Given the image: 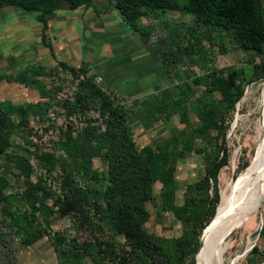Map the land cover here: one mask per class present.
Masks as SVG:
<instances>
[{
  "label": "trees",
  "instance_id": "1",
  "mask_svg": "<svg viewBox=\"0 0 264 264\" xmlns=\"http://www.w3.org/2000/svg\"><path fill=\"white\" fill-rule=\"evenodd\" d=\"M93 1L0 0V10L16 8L37 12L35 19L41 24V44L51 53V46L45 37L48 16L61 7L68 10L81 6L90 7ZM110 2L123 23L142 43L149 42L151 31L148 26L138 25L137 20L156 12L166 10L189 15L194 27L203 29L198 34L193 30L196 36L194 44H189L190 46L179 48L163 39L156 41L155 49L164 73L168 76L171 74V67L180 62V55L189 58L196 54L199 58L202 40L207 41L210 48L214 47V31L226 36L237 50L255 55L264 53V5L261 0ZM195 50H198L197 53ZM59 65L69 72L74 80V88L70 97L56 103L64 111L65 118L85 121L75 134L71 126L67 125L61 140V149L66 159L60 188L63 199L60 201L57 196V201L52 200L50 189H46L38 180L31 182L29 159L9 142L8 135L14 127L27 125L24 109L18 106L12 109L0 107V156L11 164L16 171L15 177L23 183L19 192L5 193L0 188V234L7 232L18 240L19 245L26 247L44 237L55 254L57 264H83L82 253L73 237L62 233H49L47 230L54 215L63 218L70 212H80L76 199L67 196L73 176L79 175L96 185L90 192L93 214L112 236L122 237L134 255L142 254L151 264H196L200 253L199 243L213 217L201 227L203 229L197 251V238L191 242L188 230L206 205L210 214L218 205L217 175L222 167L229 164V154L224 146L228 129L226 106H232L240 98L247 83L244 73L235 69L210 70L200 76H193L190 80L170 83L165 87L155 83L153 95L138 100L128 114L122 99L95 85L93 76H87L84 68H70L61 62ZM30 69V75L20 76L15 81L24 86L35 84V77L41 72L39 68ZM254 69L256 79L263 81L264 63L254 66ZM1 79L0 76V81ZM208 94H216L217 100H207ZM40 97L44 99L46 96ZM182 108L186 113L198 117L192 128V139L184 141L172 132L154 146L156 153L149 152L147 147L137 148L132 139L133 122H139L147 129L152 116L157 115L167 120ZM93 111L96 112V118L90 116ZM12 114L18 118L15 124ZM194 151L201 155L202 175L193 182L182 184L175 179L176 164L179 157ZM92 158H98L103 163L102 171L92 167ZM247 164L248 161L239 167V171ZM155 183L160 185L161 211L172 213L183 226L182 234L168 244L152 240L143 228L149 217L146 203L153 198ZM178 190L183 195L180 205L174 203L175 192ZM47 200L52 201L53 207H56L54 210L46 204ZM78 222L82 226L86 225L84 220L79 219Z\"/></svg>",
  "mask_w": 264,
  "mask_h": 264
},
{
  "label": "rangeland",
  "instance_id": "2",
  "mask_svg": "<svg viewBox=\"0 0 264 264\" xmlns=\"http://www.w3.org/2000/svg\"><path fill=\"white\" fill-rule=\"evenodd\" d=\"M94 2L96 6L97 3ZM261 2L264 5V0ZM13 13L30 17L38 14L16 8H5L0 10V18L5 19ZM70 14L63 8L61 17L48 16L54 28L61 24L59 27L56 26V29H61L64 35V38L58 36L52 42L49 38L46 39L51 46L52 55H49L41 44L38 46V51H35L31 41H28L25 48L19 47V43L10 47L4 43L3 47H0V51L5 52L0 61L2 77L0 107L6 109L21 107L27 116L26 127H14L8 135L9 142L29 159L31 182L38 180L46 189H50L52 200L57 196L60 201L63 199V191H60L62 169L66 160L61 149L63 134L67 125L71 126L75 134L85 123L83 119L65 118L64 111L56 103L65 97H70L74 88V80L69 72L59 65L60 62L70 68H84L86 75H92L94 80L100 78L97 86L106 92L118 95L128 114L138 100L153 95L155 83L165 87L170 83L190 80L193 76H200L210 70L235 69L244 73L247 83L242 89L240 98L232 106H226L225 119L228 129L224 146L229 154V164L227 162L228 165L222 167L217 175L216 188L217 191L219 188V202L217 200L216 211L214 208L210 214V209L206 205L188 230V238L191 242L197 238V251L203 229L201 227L213 217L200 241L201 254L199 258L197 257L200 264L209 227L217 220L218 211L225 202L220 192L237 176L251 168L259 151L254 138L255 127L259 122L262 123L264 118V83H262L264 80L256 79L254 66L264 63V53L255 55L252 52L237 50L226 36L214 31L212 32V36L216 39L214 47L210 48L207 41L202 40L199 58L196 54L189 58L180 55V62L171 67V74L168 76L162 68L155 43L158 39H163L179 48L193 45L196 36L193 30L195 29L198 34L203 32V29L194 27L191 16L165 10L140 17L137 20L138 25L148 26L151 31L149 42L140 43L133 33L135 39L124 38L116 25L113 27L110 23L109 25L101 23L99 19L83 23L81 17L73 18ZM118 18L121 20L120 17ZM117 37L122 39L121 43L115 42L114 39ZM197 51L195 50L196 53ZM36 52L38 53L34 61H30L31 54ZM16 66L25 68L17 71ZM30 68H39L41 72L35 77L36 83L28 86L17 83L16 78L31 74ZM56 88L60 89L56 90ZM40 96L46 97L41 99ZM206 98L215 101L218 96L208 94ZM90 116L96 118V112H91ZM11 118L14 124L18 120L13 114ZM197 121L198 117L186 113L184 108L167 120L154 115L150 118V126L147 129H144L139 122L131 124L132 139L137 148L147 147L149 152L156 153L154 146L172 132L178 134L184 141L192 139L194 136L192 128ZM262 124L264 128V123ZM179 158L175 171V179L178 182L190 183L202 175L199 153L194 151ZM246 161H248L247 166L239 171V167ZM91 164L99 172L104 169L103 163L98 158H92ZM15 172L11 164L0 156V188L3 192L12 193L22 190V180L15 177ZM93 188H96L95 183H89L79 175H74L67 196L76 199L80 212H70L63 218L54 215L47 229L48 232L73 237L82 253L83 264H151L142 254L134 255L122 237L112 236L98 221L97 216L92 212L90 192ZM159 190V183H155L153 198L146 203L149 217L143 228L152 240L160 244H168L182 234L183 226L172 213L161 211ZM182 197V191H176L174 203L180 205ZM211 197L210 192L209 198ZM46 204L53 210L56 208L53 207L51 200H47ZM79 219L86 222L84 227L79 224ZM263 224L264 187L256 207L247 213L244 222L224 236L220 246L221 252L215 264H264ZM42 240L36 245L26 247L19 245L18 240L9 233L0 234V264H57L48 241L44 237Z\"/></svg>",
  "mask_w": 264,
  "mask_h": 264
},
{
  "label": "bare ground",
  "instance_id": "3",
  "mask_svg": "<svg viewBox=\"0 0 264 264\" xmlns=\"http://www.w3.org/2000/svg\"><path fill=\"white\" fill-rule=\"evenodd\" d=\"M262 123H264V118ZM262 123L259 122L255 127L256 136L254 139L256 146H259V151L253 160L251 168L237 176L220 192V196L224 198L225 202L218 211L217 220L209 227L200 264H215L221 252L220 246L224 236L238 228L244 222L247 213L253 210L259 201L263 188L264 167V128H262ZM199 249L200 256V243ZM196 264H198V260Z\"/></svg>",
  "mask_w": 264,
  "mask_h": 264
},
{
  "label": "crops",
  "instance_id": "4",
  "mask_svg": "<svg viewBox=\"0 0 264 264\" xmlns=\"http://www.w3.org/2000/svg\"><path fill=\"white\" fill-rule=\"evenodd\" d=\"M96 1V6L95 2ZM90 7H78L74 10H68L66 7H61L59 10L54 11L51 15L54 16H60L62 15V9H66L70 14L71 17H81L82 22L86 23L87 21L92 22L95 20H100L101 23L108 24L109 23L114 27L115 25L120 28V32L123 34L124 38L127 39H135L134 36H132V33L136 35L131 29L127 27L121 20H119V16L117 14V11L113 8L110 0H94ZM102 1V2H100ZM34 12V11H32ZM49 15V16H51ZM60 23V22H59ZM62 23V22H61ZM57 27L61 26V24L56 25ZM51 24L50 18L47 20V29L45 30V37L46 39L49 38L51 42L53 39L64 38L63 31L61 29H56ZM41 24L35 19V16H24L21 14H15L10 15L9 17H5V19L0 18V47H3L4 43L6 45L13 46L18 45L19 47H23L28 44V41H31L32 47H35V51H38V46H40V33H41ZM115 42L121 43L122 39L120 37H117L114 39ZM139 40V39H138ZM140 43H142L139 40ZM49 44V43H48ZM50 45V44H49ZM41 46L46 50V52L49 55H52L49 53L48 49L45 48L42 44ZM5 52L2 50L0 51V61H2V54L4 55ZM35 54H31L30 61H34V58L36 57ZM25 67H19L16 66L15 69L17 71H20L24 69ZM43 239V238H42ZM42 239L36 241L32 245H36L37 243L43 241ZM47 240V239H46Z\"/></svg>",
  "mask_w": 264,
  "mask_h": 264
},
{
  "label": "built area",
  "instance_id": "5",
  "mask_svg": "<svg viewBox=\"0 0 264 264\" xmlns=\"http://www.w3.org/2000/svg\"><path fill=\"white\" fill-rule=\"evenodd\" d=\"M100 81V78H95V80H94V78H93V83L95 84V85H97V83ZM66 98V97H65Z\"/></svg>",
  "mask_w": 264,
  "mask_h": 264
},
{
  "label": "water",
  "instance_id": "6",
  "mask_svg": "<svg viewBox=\"0 0 264 264\" xmlns=\"http://www.w3.org/2000/svg\"><path fill=\"white\" fill-rule=\"evenodd\" d=\"M263 183H264V167H263ZM263 187H264V184H263Z\"/></svg>",
  "mask_w": 264,
  "mask_h": 264
}]
</instances>
